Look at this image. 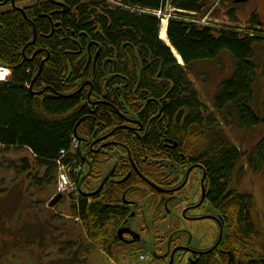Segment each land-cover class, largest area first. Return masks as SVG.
I'll use <instances>...</instances> for the list:
<instances>
[{"label":"trees","instance_id":"trees-1","mask_svg":"<svg viewBox=\"0 0 264 264\" xmlns=\"http://www.w3.org/2000/svg\"><path fill=\"white\" fill-rule=\"evenodd\" d=\"M117 1L123 6L110 11L107 0L89 3L80 0H0V10L6 9L0 11V67L13 71L9 82L0 83V147L5 151L28 152L36 167L46 170L42 180L32 182L36 188L48 189L57 184L58 162L69 166L83 164L87 170L90 164L93 165L83 160L80 151L73 156L67 153L64 157L61 151L68 152L75 138L76 125L91 114L89 100L101 96L106 98L112 85L124 82L120 76L104 73L102 62L95 69L93 64H89V53L96 54L99 50L104 60L117 57L115 70L132 84L127 91L135 96V101L145 105L150 99H156L163 105L160 128L166 125L171 135L187 134L190 140L202 135L207 137V133L220 129L224 123L223 126H235L248 132L258 131L264 125V116L254 107L255 86L259 76L264 77V60L259 66L255 52L259 47L264 56V39L250 37V33L257 36L256 24L252 23V27L243 32L234 26L204 27L195 22L171 20L167 36L183 60L182 66L159 38L160 21L130 9L160 10L165 8L167 0ZM169 1L177 10L201 16L207 12L206 5L214 0ZM225 3L230 4V0ZM13 4L19 9H15ZM63 6H67L69 11L64 13ZM228 17L233 23L238 22L234 10L229 9ZM224 55L232 58L233 69L220 84L212 98V109H209L202 98L205 96L199 95L190 78L199 67L218 61ZM87 81L92 83V88L86 85L73 94ZM117 94L122 101L124 92L117 91ZM107 97L113 99V94ZM124 97L126 102L133 99L127 93ZM150 104L157 109L155 103ZM103 110L106 122L111 123V111ZM89 121L84 120L78 127L80 138H89L94 132L95 125H88ZM95 121L99 122L97 115ZM209 136L210 153L203 155V160L212 181L213 202L228 214L229 248L235 245L241 248L254 236L250 208L246 207L247 213L243 209L242 219V214L238 215L252 197L241 196L231 189L242 155L231 142L218 134ZM79 143L82 146V142ZM6 165V162L0 165V169ZM247 165L254 173H264V138L248 155ZM8 166L6 169L10 168L17 175L29 173L32 169L27 158L20 160L19 171L16 165ZM3 195L0 191V197ZM17 199L20 200L19 197ZM14 205L8 209L6 203L5 207L0 205V228L1 223L16 228L19 223L13 238L2 241L4 250L0 264L28 262L29 255L25 253L19 256L20 262L16 256L10 257L14 244L21 249L22 245L28 247L35 240L44 250L53 241V250L58 248L59 241L51 240L50 225L36 231L32 227L34 221H17ZM71 210L73 219L81 222L87 231V240L94 246L100 245V235L111 238L109 227L103 229L109 219L104 217L106 221L98 227L99 211L89 198L80 196L77 205L71 204ZM47 234L48 238L45 237ZM240 240L244 243L241 244ZM66 241L63 242L62 238L61 248L57 249L61 252V260L52 264H76L70 257L68 262H64L68 251L76 250L70 242H67L68 248H64ZM106 253L111 254L109 250ZM251 260L255 261L247 264H264V258ZM223 261L231 264L227 259Z\"/></svg>","mask_w":264,"mask_h":264},{"label":"flooded vegetation","instance_id":"flooded-vegetation-1","mask_svg":"<svg viewBox=\"0 0 264 264\" xmlns=\"http://www.w3.org/2000/svg\"><path fill=\"white\" fill-rule=\"evenodd\" d=\"M227 6L232 10L234 6L242 8L245 24L249 28L252 23L257 25L254 37L264 39V0H230ZM89 55L94 69L102 62L104 73L120 76L124 81L107 91L113 99L107 95L89 100L91 114L84 119L90 120L88 125L94 123V132L89 138L82 137L80 147L83 160L93 164L82 191L92 195L100 190L87 198L99 211L98 227L105 219L110 221L104 223L103 229L109 227L111 238L99 236L101 249L111 253H106L109 263L225 264L224 259L231 264L251 262L245 260L249 254L244 245L239 249L236 245L231 249L228 246V214L213 202L212 181L203 160V155L210 153L209 147L199 151L197 137L188 140L187 134L171 135L166 125L160 128L163 105L135 101V96L127 91L132 84L115 70L117 57L104 60L101 50ZM89 83L85 82L77 91ZM117 91L133 99L126 102L122 94L119 101ZM150 103H155L157 109ZM103 108L111 111V123L106 122ZM96 115L99 122L95 121ZM83 168L84 172L89 171L85 165ZM210 221L214 222L217 234L212 235L209 244L200 247L191 230ZM120 231L124 233L120 235ZM62 238L63 242L68 240L63 229ZM48 245L54 246L53 241ZM64 248H68V243ZM64 262H68V257Z\"/></svg>","mask_w":264,"mask_h":264},{"label":"rangeland","instance_id":"rangeland-1","mask_svg":"<svg viewBox=\"0 0 264 264\" xmlns=\"http://www.w3.org/2000/svg\"><path fill=\"white\" fill-rule=\"evenodd\" d=\"M83 2H90L92 0H80ZM215 1H211V3L207 4L205 9H211L215 4ZM226 0H224L220 5L217 6V9L214 12H211L209 16L213 17L214 20L209 18L202 19L201 24L203 22L210 24L218 25H225V24H232L228 18V7H224V4ZM232 5V4H231ZM6 9H2L0 11H5ZM166 10L163 12L161 9L155 16L163 17L164 21L167 22L168 19L173 18V20H179L182 21L184 17L176 16V13L179 11L175 10L171 4L168 2V5L166 6ZM233 10L236 12V15H238L239 22L234 23V25L238 26L239 28H247L246 24H242L243 21L246 19V15L243 12L242 8H238L237 6H234ZM133 12H141L139 9L132 10ZM161 12V13H160ZM264 12V10H263ZM145 14H148L145 10ZM208 15V13H206ZM181 15V14H179ZM264 15V13H262ZM264 21V19H263ZM241 22V23H240ZM264 23V22H263ZM256 55H257V62L260 66L264 60L263 56V50H261L259 47H256L255 49ZM233 61L232 58H230L228 55L222 56L218 61H215L210 64H204L201 67H199L194 74L191 75V80L195 85V89L202 97L204 102L209 107L212 103V98L214 95L217 94L218 88L220 84L224 81V79L229 76L233 69ZM0 80H6L10 81L11 79V73L7 77H2L5 75L6 72L1 71L0 69ZM2 82V81H0ZM256 91V100L254 103L255 109L261 112V114L264 116V77L259 76L258 82L255 86ZM209 109H212V106L209 107ZM210 111V110H209ZM220 121V120H219ZM223 124V122H222ZM225 125V123L223 124ZM221 125V128H217L214 132L211 134H206L208 137V142H211V138L209 135H215L218 134L219 136L223 137L224 139L231 142L234 146H236L242 153V160L240 162L241 167H245L242 169V175L241 173L236 172L235 173V179L234 184L236 186L242 187L238 190L242 193H250L253 195V202L252 200L247 202L245 204L246 207H252L249 211L250 216L252 217L253 225L255 226L257 236H256V243L255 248L257 250L252 251L251 255L255 253V257L257 259L264 258V173H259L258 175L252 174L247 172L246 167V160L248 156L246 157V152L248 150L253 149L258 142H260L264 138V125L262 128L257 129L258 131L248 132L246 130H240L236 128L235 126H232L231 128ZM204 132V131H200ZM203 136V135H202ZM197 136L198 139V148L202 149L205 147H209L211 143L209 144L207 140L205 139V136ZM213 137V136H212ZM245 153V154H243ZM248 153V152H247ZM27 158L31 161L32 169L29 173L23 174V175H17L16 172L10 171L9 169H6L8 167L16 165L19 171L20 168V160ZM246 158V159H245ZM7 163L5 167H2L0 169V191L3 192V196L0 197L1 204L3 207H5V203L7 205V209L11 208V204L15 203L14 206H16V218L17 221L19 219L22 220V223H26L27 221H31L32 227L35 228L37 231L38 229L46 227V224L51 226V233L53 234L51 236V240L54 238L55 241L58 242V248H61V240H62V227L63 234L69 238V241L67 240L65 243L70 242L71 247H76V250L73 249L68 251L67 257H70V260L75 259L76 264H110L107 258V254L105 250H102L101 247L94 246L92 242L87 240L86 235L87 231L84 230V227L81 223H77V221H72L71 219H67L69 217H73V213L71 210V204L77 205L78 200L75 202L71 201V198L66 197L67 200H63L59 203L55 208L50 207V202L56 197V192L58 189L55 186H51L48 189L45 188H36L33 186L32 182L36 179L42 180L45 177V171L46 170H39L36 167V163L34 162L32 156L28 152L24 151H16V150H9L5 151L4 148L0 147V165H4V163ZM60 162H58L59 164ZM13 170V169H12ZM238 176V178H237ZM233 186V185H232ZM57 190V191H56ZM7 191V192H6ZM59 191H61V187H59ZM19 197L20 200L17 199ZM9 201V202H6ZM253 204V205H252ZM6 213V212H5ZM242 214L241 219L244 216L243 209L240 211V215ZM67 220H71L72 222L68 224ZM18 227L19 223L17 222ZM22 225V224H21ZM201 227H193L191 232L194 236V241H196L200 247H204L203 244H209L211 242L212 235L217 234L216 226L213 221L210 222H203ZM18 227H12V226H5L4 223H1L0 228V255L3 252V239L9 240L10 237L13 238L14 234L16 233V229ZM37 234H40V232H37ZM12 235V236H11ZM36 235V234H35ZM34 235V236H35ZM48 238V234L45 236ZM205 237V240L202 241V238ZM66 240V238H65ZM15 245V244H14ZM12 245V248L10 250V257L16 256L18 258V262H20L21 257L19 256L21 254H27L29 255L28 262L25 260L23 261V264H52L55 263V261L61 260V252H59L55 247L54 250L52 246H46L44 250L40 249V243L30 242L28 244V247L21 246V249L19 245L14 246ZM77 245V246H76ZM252 244L250 245V247ZM70 247V249H71ZM70 252V253H69ZM15 254V255H14ZM77 255V256H76ZM76 257V258H75ZM5 258H8V256H5ZM2 259H0L1 261ZM9 261V260H6ZM107 261V262H106ZM5 262V261H4ZM6 263V262H5Z\"/></svg>","mask_w":264,"mask_h":264},{"label":"bare ground","instance_id":"bare-ground-1","mask_svg":"<svg viewBox=\"0 0 264 264\" xmlns=\"http://www.w3.org/2000/svg\"><path fill=\"white\" fill-rule=\"evenodd\" d=\"M167 28H168V22L165 20V21L162 22L161 32H160V39H161L162 42H164L168 47L171 48V50H172L173 54L176 56V58H177L180 62H182L181 57H180L179 54L175 51V49H173V47L171 46V44H170V42H169V40H168V37H167ZM0 74H1V73H0ZM9 75H10V72L7 71V72L5 73V75L2 76V77H6V76L8 77ZM2 81H4V80H2Z\"/></svg>","mask_w":264,"mask_h":264},{"label":"water","instance_id":"water-1","mask_svg":"<svg viewBox=\"0 0 264 264\" xmlns=\"http://www.w3.org/2000/svg\"><path fill=\"white\" fill-rule=\"evenodd\" d=\"M14 5V4H13ZM14 7H15V5H14ZM67 9V8H66ZM58 26V25H57ZM115 64H116V61L114 60L113 61ZM91 84V83H90ZM31 89V91L33 90V86L30 88ZM36 94H39V93H36ZM159 116V115H158ZM157 116V117H158ZM79 124H80V122L77 124V127L79 126ZM76 127V128H77ZM75 133H77V130L75 131ZM114 173V170L109 174V176L103 181V183H102V186L104 185V183H105V181L106 180H108V178L112 175ZM84 180V179H83ZM102 186H101V188H102ZM81 187V186H80ZM100 191V190H99ZM98 191V192H99ZM97 192V193H98ZM97 193H95V194H92V195H90V196H94V195H96ZM63 198V196L62 195H58L53 201H52V203H51V206L52 207H54L55 205H57L59 202H60V200ZM124 233V231H120L119 232V234L120 235H122Z\"/></svg>","mask_w":264,"mask_h":264},{"label":"built area","instance_id":"built-area-1","mask_svg":"<svg viewBox=\"0 0 264 264\" xmlns=\"http://www.w3.org/2000/svg\"><path fill=\"white\" fill-rule=\"evenodd\" d=\"M131 10H135V9H139L141 12L140 13H145V10H143V9H140V8H130ZM147 13H150L149 11H146ZM158 12H156V13H154V14H157ZM161 13V12H160ZM159 17V16H158ZM203 23H205V22H203ZM67 153L68 152H65V151H61V155H62V157H64L65 155H67ZM60 165L62 164L61 162L59 163ZM61 169H66L65 167H63V165H61ZM63 184H68V178H67V176H63L62 177V183H61V185H63Z\"/></svg>","mask_w":264,"mask_h":264}]
</instances>
